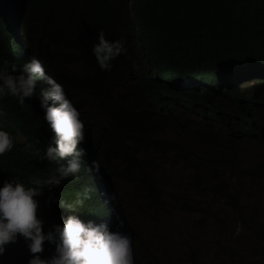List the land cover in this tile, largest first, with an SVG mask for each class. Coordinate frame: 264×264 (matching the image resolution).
Listing matches in <instances>:
<instances>
[{"label": "trees", "instance_id": "1", "mask_svg": "<svg viewBox=\"0 0 264 264\" xmlns=\"http://www.w3.org/2000/svg\"><path fill=\"white\" fill-rule=\"evenodd\" d=\"M22 23L34 54L71 90L103 162L132 185L134 199L163 208L153 163L184 164L192 171L175 198L234 234L218 264H238L240 246L264 257L258 204L245 203L235 185L236 172L264 177L235 159L241 138L264 149V0H28ZM101 30L127 48L111 71L92 52ZM249 81L257 82L251 95L241 90ZM189 188L224 201V209L191 205ZM136 252L145 264H164L140 237ZM189 257L200 264L194 251Z\"/></svg>", "mask_w": 264, "mask_h": 264}, {"label": "clouds", "instance_id": "2", "mask_svg": "<svg viewBox=\"0 0 264 264\" xmlns=\"http://www.w3.org/2000/svg\"><path fill=\"white\" fill-rule=\"evenodd\" d=\"M27 5L0 0V264H138L116 178L71 90L34 54ZM92 52L111 71L127 48L101 30Z\"/></svg>", "mask_w": 264, "mask_h": 264}, {"label": "rangeland", "instance_id": "3", "mask_svg": "<svg viewBox=\"0 0 264 264\" xmlns=\"http://www.w3.org/2000/svg\"><path fill=\"white\" fill-rule=\"evenodd\" d=\"M257 82L249 81L241 87L248 95L252 94L253 86ZM199 119V118H198ZM237 153L235 159L241 167L264 170V149L258 141L250 138L236 140ZM154 179L161 184L164 202L166 205L154 210L141 201L132 197V185L116 177V187L120 199L125 207L133 227L132 247L135 256L137 239L146 241L151 251L158 255L164 264H192L189 252H195L200 264H218L224 257L226 250L233 245L232 230L219 226L212 218L183 208L178 191L186 188L192 170L184 164L172 165L171 162L163 164L153 163L151 169ZM230 176V175H229ZM244 174H235V185L242 200L250 204H258L259 218L264 223V177H243ZM240 183V184H239ZM189 195L193 206L197 201L203 208L213 207V211L224 209V201H212L209 197H202L199 192L189 188ZM244 246H240L243 259L238 264H264V257L245 253ZM137 254V252H136ZM138 260L145 264L146 260L141 253Z\"/></svg>", "mask_w": 264, "mask_h": 264}]
</instances>
